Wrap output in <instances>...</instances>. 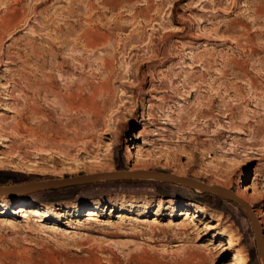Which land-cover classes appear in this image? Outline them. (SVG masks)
<instances>
[{"label": "rangeland", "instance_id": "obj_1", "mask_svg": "<svg viewBox=\"0 0 264 264\" xmlns=\"http://www.w3.org/2000/svg\"><path fill=\"white\" fill-rule=\"evenodd\" d=\"M38 1L0 2V21L15 8L31 18L1 43L0 189L19 193L0 195V264H261L240 205L175 180L26 190L137 169L246 191L264 212V0H93L94 14L78 0L71 19V0L33 13ZM93 28L107 42L91 51ZM229 237L240 245L224 252Z\"/></svg>", "mask_w": 264, "mask_h": 264}, {"label": "bare ground", "instance_id": "obj_2", "mask_svg": "<svg viewBox=\"0 0 264 264\" xmlns=\"http://www.w3.org/2000/svg\"><path fill=\"white\" fill-rule=\"evenodd\" d=\"M20 1H26V0H20ZM99 1V4H100V6L103 4V6L105 5L106 6V4H107V1L108 0H98ZM0 2H3V0H0ZM50 2V0H43V1H38V3H37V6L35 7V10H33L32 12L34 13V12H36V10L38 9V8H40V7H42V6H44V5H46V4H48ZM5 4V3H4ZM69 5V7H67V10L66 11H64L63 10V14H60L61 16L62 15H64V14H66L67 16L66 17H68V18H77L78 17V10H79V4H78V0H71V2H70V4H68ZM110 6V5H109ZM9 8V7H8ZM123 8H125V7H123ZM16 9V8H15ZM14 9V11L12 12V13H10V12H8V13H10V15H8V16H6L5 18H3V19H1V21H0V69H2V67H4L5 66V58H8V59H12V54H5V53H3L2 51H1V43H2V41H4L3 39H4V36L5 35H7V34H11L12 32H14V31H16V30H18V28H20L22 25H24V24H28V22L30 21V19L31 18H28V15H26L24 12H20V11H18V9H16L15 10ZM86 9L87 10H89L92 14H94V13H96L97 12V10L99 9L98 8V6L94 3V1L93 0H87L86 1ZM12 11V10H11ZM128 12V11H127ZM58 13V12H57ZM90 13V14H91ZM35 14H37V13H35ZM256 14L257 15H259V16H264V10H262V9H260V8H258L257 10H256ZM91 19H93L92 18V15H91V17H90ZM136 18V17H135ZM262 18V17H261ZM133 19H134V17H133ZM66 21H68L67 19H66ZM74 22H75V20H73ZM73 21H72V23H73ZM93 21V20H92ZM133 21V20H132ZM45 22H46V20H45ZM96 22V21H95ZM101 23H102V20L100 21ZM47 23H48V21H47ZM51 24H52V21L50 22ZM63 23V22H62ZM67 24V22L65 23V25ZM74 24V23H73ZM53 25V24H52ZM52 25H48V27H50V26H52ZM58 25V24H57ZM69 25V24H68ZM47 26V25H46ZM54 26V25H53ZM61 26H64L63 24H61ZM67 26V25H66ZM70 26V25H69ZM58 27V26H57ZM68 27V26H67ZM73 27V26H72ZM96 27H97V25H96ZM116 27V26H115ZM51 28V27H50ZM58 28H60V27H58ZM100 28V27H99ZM47 29V28H46ZM58 31H60V29L58 30ZM98 32H100V30H95L94 28L91 30V32H87V33H85L83 36H82V39L81 40H83V43H84V45H85V48H88V49H91V51H92V49H96V48H98L99 46H101L104 42H107V41H105L107 38H106V36H105V34L104 33H102V34H100V33H98ZM95 33H97V34H95ZM252 50H253V53H255L256 52V48H254V47H252ZM105 60V64H106V66L105 67H110L109 66V63H108V61H107V58H105L104 59ZM255 62V61H254ZM260 64H262V65H264V62L262 63V62H259ZM104 64V65H105ZM256 64H257V62L254 64V66L253 67H255L256 68ZM202 65V64H201ZM231 66V65H230ZM230 66H226L227 68H229ZM234 66L236 67V68H240L241 70H245V68H246V64L245 63H242V64H240V63H235L234 64ZM225 76V75H224ZM186 87V86H185ZM6 90V89H5ZM194 92V91H193ZM198 92V91H197ZM10 93V92H9ZM1 95V94H0ZM2 95H4V94H2ZM8 97L7 98H5V100H10L12 97L10 96V95H7ZM2 96H0V99L2 100V98H1ZM246 100V99H245ZM74 104V103H73ZM82 105H84V106H88L89 107V105L85 102V103H83ZM81 105V106H82ZM74 107H77V103H76V105H74ZM87 107V108H88ZM90 108H92V107H90ZM84 109H85V107H84ZM93 109V108H92ZM89 110V109H88ZM90 111V110H89ZM224 116H222V118L223 119H230V121L231 122H234L235 120H236V117L232 114V113H230L228 110H226L225 112H224V110L221 112ZM204 114H210V110H206V111H204V112H201L200 113V115H204ZM218 116H220V115H218ZM221 117V116H220ZM206 118H208L209 119V117H206ZM210 120V119H209ZM213 120V119H212ZM208 122V121H207ZM209 122H211V121H209ZM219 122H222V120L220 119L219 120ZM218 122V123H219ZM126 123V122H125ZM212 126V123H209L208 124V126L207 127H205V129L206 128H210ZM196 129V128H195ZM115 130H116V128H115ZM189 130V129H188ZM194 130V129H193ZM220 135L219 136H222L224 133H229V132H231V133H234V130H237V127H235V125L233 124V125H231V127L227 130V128L226 127H220ZM231 130V131H230ZM117 131H118V129H117ZM119 131H120V129H119ZM196 131V130H195ZM201 131V130H200ZM200 131H198V133L200 132ZM112 132V131H111ZM193 132V131H192ZM205 132V131H204ZM206 132H207V130H206ZM205 132V133H206ZM191 133V132H190ZM219 133V132H218ZM200 134H201V132H200ZM1 136V135H0ZM152 136H158L157 134H155V135H152ZM220 139V138H219ZM4 140V142H10V140L9 139H3ZM73 141H75V140H73ZM121 143V142H120ZM118 144V143H117ZM116 146V145H115ZM148 157L149 158H151L152 156L151 155H148ZM7 160H6V157L4 156V157H0V164H5L6 165V163H8V161L6 162ZM26 164L29 166L28 168H30V169H32L31 171H36L37 169H39V165L37 164V163H35V162H30V161H28V162H26ZM2 166V165H1ZM136 170V171H135ZM133 171L134 172H141V171H138L137 169H133ZM197 185V184H196ZM32 187H35V185L33 184L32 185ZM217 187H219L220 189L218 190V192L219 193H221L222 195H229V193H227V191H231V192H233L234 194H235V197L237 198V199H239V203L240 204H238V205H240L246 212H247V214L249 215V217H250V220H251V223H252V226H253V229H254V232H255V235H256V241H257V245H258V247H259V255H260V262H261V264H264V229H263V225H264V212L262 211V210H259V209H254V207H253V205H252V203H251V201H250V197H249V193L248 192H246V191H242V190H239V191H237V192H235L234 190H232V189H230V188H227L226 186H217ZM201 188H195V190L196 191H198V192H202L201 190H200ZM220 197H223V196H220ZM224 198V197H223ZM236 203V202H235ZM16 212V211H15ZM19 213H21L20 211H18ZM30 213H31V215L32 216H34L35 218H38L39 219V222L40 223H45L46 222V220L48 219V218H50L51 217V215H46V212L45 211H43V210H40V209H37V208H34V209H32L31 211H30ZM120 215H118L116 218H118V219H121V220H125V219H127L126 217H125V215H121V214H123V213H119ZM86 215L88 216L87 218V220H91V221H95L94 219V217L96 216L95 215V213L92 211V210H89V211H87V213H86ZM182 215H185L186 216V218H185V220H189V222H193L194 221V219L196 218V214H192V213H190L189 212V210H187V211H185V212H183L182 213ZM21 216H23V217H27V216H25V215H21ZM44 216H46V217H44ZM26 219V218H25ZM86 220V221H87ZM128 220V219H127ZM9 222V221H8ZM155 222H157V220H154L153 221V223H155ZM144 223H146L147 224V220H145V221H143V224ZM8 224H13L12 223V221H10ZM171 224H173L174 225V223H171ZM11 225H9V226H11ZM13 227H14V225H13ZM53 230L54 231H58V230H60L59 228H57V227H53ZM227 248L224 250V252H229V251H232V250H235L237 247H239V243H238V241H236L233 237H229V239H228V242H227ZM240 258H243V253H241V252H239L238 253V255H237V257H236V260L237 259H240ZM231 264H233V263H231Z\"/></svg>", "mask_w": 264, "mask_h": 264}, {"label": "water", "instance_id": "obj_3", "mask_svg": "<svg viewBox=\"0 0 264 264\" xmlns=\"http://www.w3.org/2000/svg\"><path fill=\"white\" fill-rule=\"evenodd\" d=\"M152 179V180H175L177 182L184 183L188 186H191L193 188H201L200 190L203 192H210L217 194L219 196H223L224 198L231 200L233 202L239 203V199L235 197V194L231 191H227L229 195H222L221 193L218 192L220 189L217 186H209L207 184L201 183L199 181L190 179V178H178L174 177L172 175H166L163 173L159 172H152V171H141V172H116V173H108V174H101L97 176H84V177H76L72 179H66V180H52V181H46L42 183H35V187L28 188L29 190L26 191H35V190H45V189H50V188H59L61 186H66V185H72V184H78V183H83V182H91L95 180H104V179ZM197 184V185H196ZM7 189V188H6ZM6 189H0V195L3 196H14L19 192H14L8 189L9 191H6ZM25 191V190H23ZM22 192V191H21Z\"/></svg>", "mask_w": 264, "mask_h": 264}]
</instances>
